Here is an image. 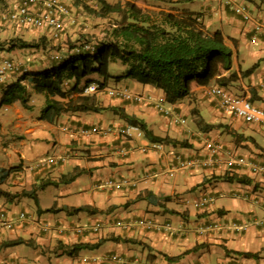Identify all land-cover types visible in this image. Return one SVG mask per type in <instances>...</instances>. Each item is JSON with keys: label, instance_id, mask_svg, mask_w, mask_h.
Instances as JSON below:
<instances>
[{"label": "crops", "instance_id": "crops-1", "mask_svg": "<svg viewBox=\"0 0 264 264\" xmlns=\"http://www.w3.org/2000/svg\"><path fill=\"white\" fill-rule=\"evenodd\" d=\"M156 1L168 10L199 13L207 30L220 31L232 52V61L230 70L218 69L219 74L227 77L234 73L236 78L228 83V88L264 108V36L251 40L249 21L236 15L226 0ZM4 2L9 3L0 0V5ZM236 2L246 6L251 18L264 20V0ZM11 33L8 28H0V41ZM256 63L252 74L241 76V71ZM31 67L22 69L45 68L49 63ZM111 82L150 99L139 104L96 95L98 105L116 108L142 121L154 135L183 141L189 148L168 144L161 151H153L146 149L149 142L143 138L124 139L113 134L83 137L75 132L76 127L126 124L110 110L64 114L47 123L37 120L41 106L36 115L30 116L24 114L19 103L8 106L14 113L11 122L15 123L16 132H20L11 134V139L20 141L2 148L8 151L9 164L0 163V167L8 169L25 159L31 160L26 150L29 142H37L45 143L39 152L45 159L36 154L35 164L50 160L52 165L32 170L30 174L36 175L35 179L38 175L55 181L75 169L82 173L69 184L42 190L48 191L46 206L41 202L42 192L37 194L39 209H62L60 212L38 214L36 207L26 210L22 207L24 198L10 203L0 201V207L9 213L24 211L29 216L22 227L13 231L0 226V243L23 241L17 246L0 248V264H220L242 253L256 254L257 261L264 264V170L250 174L246 169L229 167L237 155H261L264 165V130L221 112L205 97L204 87L194 83L188 97L164 105L185 121L174 125L154 105L155 100L163 97L161 91L131 79L116 82L109 79L106 83ZM195 119H201V126L210 128L198 127ZM211 141L220 142L234 156L221 155L211 162L205 148V143ZM178 157L195 158L197 163L181 168ZM40 159L44 160L37 161ZM36 165L28 166L27 173ZM232 174L248 177L249 183L223 180L224 175ZM109 181L115 186L107 185ZM12 189L6 191L14 193L17 187ZM204 193L211 197V202L204 209H196L193 202ZM77 207L89 211L71 214L66 211ZM141 218H148L156 230L135 226V221ZM117 222L127 226H118ZM96 224V232L74 231L76 226ZM208 225L212 227L210 231ZM78 243H99V246L81 250L74 257L63 255L58 247ZM113 254L120 261L107 258Z\"/></svg>", "mask_w": 264, "mask_h": 264}, {"label": "trees", "instance_id": "trees-1", "mask_svg": "<svg viewBox=\"0 0 264 264\" xmlns=\"http://www.w3.org/2000/svg\"><path fill=\"white\" fill-rule=\"evenodd\" d=\"M65 1V0H64ZM76 2L78 0H68ZM97 6L88 11L100 19L109 20L106 38L92 44L86 49L82 43L74 52L73 46L61 60H53L49 67H38L35 70H22L13 81L1 88L0 108L19 103L22 108L29 109L30 94L42 97V105L37 120L47 123L54 122L64 114L110 110L128 124L138 127L143 137L151 143L189 148L183 141L168 137H159L147 129L145 124L116 108L98 105L94 95H84L83 87L94 82L88 79L95 75L101 79L99 86L103 87L108 79L120 81L131 79L141 85H147L163 94L164 102L174 104L191 94V85L207 86L215 83L227 86L234 80L235 74L227 77L219 71H229L232 52L225 44L220 31H209L205 28L201 15L185 9L164 10L138 8L133 2L96 0ZM7 51L32 47L21 39H11L4 42ZM36 47V46H35ZM119 63L124 71L119 75H110L108 66ZM257 63L241 71L242 77L254 72ZM82 84V86H79ZM200 128L201 119H195ZM50 166L52 165L49 162ZM18 167L5 169L0 167V185L10 178ZM82 173L75 169L69 174L60 175L54 181L48 178H37L29 190L9 193L0 188V198L5 202H13L22 198L33 200L36 212L42 214L51 211L38 207L37 192L49 186L68 184ZM226 182L248 184V177L232 174L223 176ZM68 213L88 212L85 207L66 209ZM23 241L5 240L0 248H8L22 244ZM96 244L78 243L69 246L59 245L62 254L74 257L84 249H94ZM244 258H257L256 254L242 253ZM173 260V259H170Z\"/></svg>", "mask_w": 264, "mask_h": 264}, {"label": "built area", "instance_id": "built-area-1", "mask_svg": "<svg viewBox=\"0 0 264 264\" xmlns=\"http://www.w3.org/2000/svg\"><path fill=\"white\" fill-rule=\"evenodd\" d=\"M87 1V0H86ZM235 12L241 14L245 20L249 19L244 7H233ZM3 23L15 27L16 29H35L46 30L52 39H57L61 32L64 30L66 22L73 23L74 20L70 17V12L67 6L60 0H20V2L14 5L11 9H8L1 15ZM253 39L257 35H264V20L254 21L252 24ZM17 65L10 59H0V88L7 83V81L14 76L17 72ZM98 89L96 84H90L84 89V93H94ZM108 96L116 97L121 100L141 102L142 97L139 95L131 94L125 88L105 89ZM205 94L208 98L215 102L216 106L225 113L240 119L246 123L255 124L256 126L264 130V109L252 105L247 99L240 96L231 94L226 88L217 85L209 86L205 89ZM182 122L179 119H173V122ZM76 132L83 137L90 135H107L114 133L115 135L130 138L132 136L140 137L141 133L137 127L126 125L121 127H79ZM152 149L158 150L161 147L159 145H152ZM206 148L209 151L210 156L226 155L230 156V153L225 150L221 144L208 142ZM196 164V161L181 162L180 167H191ZM231 166L246 167L252 173H258L263 171L264 167L259 163L238 157L233 162H229ZM107 185H113L112 181H109ZM209 202L207 196H202L198 201L194 203L195 207H204ZM24 213H19L16 219L7 218L3 211L0 210V219L2 225L6 229H11L16 222L24 220ZM138 225L148 229H154L155 226L146 220H139ZM96 226L94 227V230ZM112 259H117L116 256H112ZM233 260H230V262ZM230 264V263H221Z\"/></svg>", "mask_w": 264, "mask_h": 264}, {"label": "rangeland", "instance_id": "rangeland-1", "mask_svg": "<svg viewBox=\"0 0 264 264\" xmlns=\"http://www.w3.org/2000/svg\"><path fill=\"white\" fill-rule=\"evenodd\" d=\"M10 1V0H5ZM109 3H115L116 1L120 2H133L134 5L138 8H145V9H164L168 10L166 8L167 6L164 5H157L158 2L156 0H106ZM159 1V0H158ZM161 2V1H160ZM68 6L70 7L73 17L75 19V23L72 25H68L63 34L62 38L56 42H53L52 40H48V38L45 36L46 34L42 32L32 31L28 29H20V30H11L12 33L10 36H8L4 41H0V57H7L12 59L16 64H18L19 67L26 68L33 65H40V64H48L54 60V56H58L61 54L66 53L69 51L74 45L78 46L82 43H86V41L89 42V45H94L96 43L101 42L106 38V33L109 25V20L107 19H100L98 17H95L88 13L89 10L92 8L88 5H85L82 1L78 0L76 2H70L66 1ZM13 2H4L0 5V13L6 10L10 5H12ZM93 6H96V4H93ZM1 29H4L3 27H0ZM6 29V28H5ZM11 39H21L22 41H25L32 45V47L24 48V49H14L12 50V53L9 55V51L6 50L4 42L11 40ZM92 44H91V43ZM87 44V43H86ZM36 46V47H35ZM31 67V68H32ZM124 71V67L121 66L119 63L110 64L108 66V73L111 75H119L122 74ZM88 79L91 80H97L101 81L97 76L92 75ZM108 85V84H107ZM79 86H82L80 84ZM108 86H113V82L110 83ZM1 93V90H0ZM98 96L104 95V94H97ZM32 95L30 94V99L28 102L29 109H24V114L26 116L30 115H36L38 113V110L40 106L42 105V97L39 95ZM96 96V95H95ZM19 107H22L20 104H18ZM14 116L13 110L8 109H0V163H3L4 165H8V151H3L2 148L6 147L7 144L10 142L13 143H19V139H15L12 141L11 134H18L20 135V132H16V127H14V124L12 121ZM16 138V137H15ZM26 142L28 143V140L26 139ZM45 146V143H37V142H29L27 150H26V156L29 157L31 160H23L20 161L19 164H16L15 167H18L17 172H14L10 176L8 180H6L2 186L1 189L3 190H13L12 188L17 187L16 191L19 192L21 190H29L32 186L31 182L33 180H36L39 178L37 175V178L35 179L36 175L32 176L30 174L32 171L29 170L27 173L28 166L36 165L34 156L36 154H40L39 158H44L45 155L42 153H39L42 151L41 148ZM38 147V148H34ZM9 150V149H8ZM45 159V158H44ZM44 159H40L37 161H42ZM23 163V165L21 164ZM15 164V163H12ZM21 164V165H20ZM39 164V163H38ZM14 166V165H13ZM32 167V166H31ZM34 167V166H33ZM34 171V170H33ZM44 171V170H43ZM30 174V175H29ZM15 180V181H14ZM56 181V180H55ZM69 184V183H68ZM62 184H58L56 186H59ZM56 186H49L47 189H53ZM46 189V188H45ZM52 191V190H51ZM9 193H13L8 191ZM42 192V190L38 191V193ZM48 191L41 193V202L43 205H48L49 201H47V195ZM26 199L24 203H22V207L26 210H32L35 208V204L33 200ZM0 201H4L3 199H0ZM20 208V205L18 206ZM22 208V209H23ZM48 210V209H47ZM49 212H45V214H51L55 212H60L62 209H51ZM18 212H16L17 214ZM28 215V214H27ZM29 217V216H27ZM146 219V218H141ZM242 262L248 264L252 263L253 261L248 259H241Z\"/></svg>", "mask_w": 264, "mask_h": 264}, {"label": "clouds", "instance_id": "clouds-1", "mask_svg": "<svg viewBox=\"0 0 264 264\" xmlns=\"http://www.w3.org/2000/svg\"><path fill=\"white\" fill-rule=\"evenodd\" d=\"M61 2H63L66 6H67V8L69 9V12H70V17L74 20V22L73 23H75V19H74V17H73V14H72V11H71V9H70V7L68 6V4L66 3V0L64 1V0H60ZM80 1H82L85 5H88V6H90L91 8H95L96 6H97V1L96 0H80ZM20 2V0H17V1H13V4L12 5H10L6 10H4L3 12H1L0 13V27H3L4 29L5 28H8V29H10V30H20V29H16L15 27H13V26H10V25H8V24H5V23H3V21L1 20V15L3 14V13H5L8 9H11L14 5H16V4H18ZM93 4H96V6H93ZM226 4L230 7V9L236 14V15H238V16H240L241 17V19L243 20V21H249L250 23H251V25H250V29H249V33H251V40H255L256 38H258L259 36H264V35H257L254 39H253V33H252V30H251V28H252V24H253V22L254 21H262V19H253V18H251L250 17V14H249V12L247 11V8H246V6L244 5V4H241V3H238V2H236V0H226ZM234 6H237V7H244L245 8V10H246V12H247V14L249 15V19L248 20H245V19H243L242 18V16H241V14H238V13H236L235 12V10H234ZM73 23H68V22H66V24H65V27H64V30H65V28L68 26V25H72ZM23 30H24V28H22ZM28 30H32V31H37V32H44L45 34H46V37L48 38V40H52L53 42H56V41H58V40H60L61 38H62V34H63V32H64V30L61 32V34L58 36V38L57 39H52L50 36H49V34H48V32L46 31V30H33V29H28ZM84 44V43H83ZM81 45V44H80ZM80 45H78V46H75V48L73 49V51L74 52H76L77 51V48L80 46ZM85 45V44H84ZM91 45H89V44H86V46H85V48L86 49H88L89 47H90ZM65 54V53H64ZM62 55V54H61ZM61 55H56V56H54V60H61L62 58H64L63 56H61ZM3 58H7V57H0V59H3ZM7 59H10V58H7ZM12 62H14L12 59H10ZM15 63V62H14ZM16 64V63H15ZM17 65V72L14 74V76L12 77V78H10L8 81H7V83L8 82H10V81H13V80H15L20 74H21V72H22V67H19L18 66V64H16ZM25 71V70H24ZM111 75V74H110ZM109 80V79H108ZM112 80V79H111ZM94 82H91V83H89V84H87L85 87H83V94L84 95H97V94H104V95H106L107 97H109V98H114V99H118V98H116V97H111V96H108L107 95V93H106V91H105V89H114V88H125V89H127L131 94H134V95H139V96H141L142 97V101L141 102H135V101H128V100H121V99H119V100H121V101H127V102H133V103H139V104H143L144 103V101L146 100V99H150V97L149 96H143L142 94H138V93H133V92H131L127 87H120V86H117V85H114L113 84V86H108L107 85V81L105 82V84H104V86L103 87H100L99 86V83H100V81H97V80H93ZM112 81H114V80H112ZM116 82V81H115ZM6 83V84H7ZM6 84H4V85H6ZM90 84H96L97 85V87H98V89H97V91L96 92H94V93H84V89L86 88V87H88V85H90ZM3 85V86H4ZM214 85H217V86H220V87H224V88H226L231 94H233V95H236V96H240V97H242V98H245L244 96H241V95H237V94H235V93H233L229 88H228V86H221V85H218V84H215V83H212V84H209V85H207V86H203L204 87V95H205V97L207 98V99H209L210 101H211V103H213L214 105H215V107L217 108V109H219L217 106H216V104H215V102L214 101H212L210 98H208L207 96H206V94H205V89L207 88V87H209V86H214ZM2 86V87H3ZM1 87V88H2ZM1 88H0V90H1ZM33 94V93H32ZM245 99H247V98H245ZM252 105H254L249 99H247ZM165 104H167V103H165L164 102V99H163V97H161V98H159L158 100H155V103H154V105H155V107H156V110L158 111V113H160L163 117H165V118H167L172 124H174V125H182V124H184V119L182 118V117H180V116H178L174 111H172V110H167L166 108H164V105ZM254 106H256V105H254ZM257 107H259V106H257ZM2 109L4 108V109H7L8 108V106H3V107H1ZM0 108V109H1ZM261 108V107H260ZM262 109H264V108H262ZM220 110V109H219ZM221 112H223V113H225L224 111H222V110H220ZM227 114V113H226ZM229 115V114H228ZM231 116V115H230ZM233 117V116H232ZM179 119V120H182V122H173V119ZM235 118V117H234ZM240 120V119H239ZM242 121V120H241ZM244 122V121H243ZM244 123H246V122H244ZM247 124H250V123H247ZM126 125H130V124H128L127 122H126V124H124V125H122V126H126ZM251 125H255V124H251ZM130 126H133V125H130ZM256 126V125H255ZM90 127H101V126H90ZM105 127V126H104ZM104 127H102V128H104ZM106 127H121L120 125L119 126H113V125H109V126H106ZM134 127H136V126H134ZM258 127V126H257ZM77 128H79V127H76L75 128V132H76V129ZM84 128H89V127H84ZM138 128V127H137ZM260 128V127H259ZM261 130H263L262 128H260ZM139 130V129H138ZM139 132L141 133V136L140 137H137V138H143V139H145L144 137H143V134H142V132L139 130ZM109 134H113V135H115L114 133H109ZM108 135V134H107ZM102 136V135H101ZM103 136H105V135H103ZM115 136H117V137H120L121 138V136H118V135H115ZM88 137V136H87ZM134 137H136L135 135L134 136H132V137H130V138H124V137H122V138H124V139H132V138H134ZM149 142V141H148ZM211 142H213V143H219V144H221L220 142H214V141H211ZM206 143H208V142H206ZM206 143H205V148H206ZM152 145H159L161 148L160 149H158V150H155V149H152ZM163 145L164 144H160V143H151V142H149L148 143V145H147V148L146 149H150V150H153V151H161L162 150V148H163ZM222 145V144H221ZM222 147L225 149V150H227L229 153H230V157L233 155L232 154V152H231V150H229L228 148H226L224 145H222ZM206 150H207V152H208V156H209V159L210 160H213V161H211V162H215V160H216V158L218 157V156H210L209 155V151H208V149L206 148ZM221 156V155H220ZM223 156V155H222ZM234 156V155H233ZM238 157H243V156H239V155H237V156H235V158L237 159ZM243 158H245V159H248V160H252V161H255V162H257V163H259L261 166H263L264 167V165H263V163H262V161H260V160H262L261 158H263L261 155H259L258 157H243ZM257 158H259V159H257ZM187 161H196V163H197V159H190V158H183V159H181V158H179L178 157V159H177V162H178V166L180 167V163L181 162H187ZM49 162H51L50 160H48V162L46 161H44L43 163H39V164H37L36 166H34L32 169H31V171L32 170H38L39 168H41V167H43V166H45V168H47L46 167V165L49 163ZM213 164V163H212ZM211 164V165H212ZM195 165V164H194ZM192 167V166H191ZM229 167H231L232 169L234 168V169H236V168H243V169H246L250 174H257V173H252V172H250L249 171V169L248 168H246V167H239V166H230L229 165ZM11 168V167H10ZM184 168H189V167H184ZM9 169V168H8ZM36 170V171H37ZM264 170V169H263ZM17 172V171H16ZM261 172H263V171H261ZM261 172H258V173H261ZM202 196H207L208 198H209V202L204 206V207H202V208H200V207H195L194 206V203L196 202V201H198ZM1 199V198H0ZM211 202V197L207 194V193H204V194H202L198 199H196L194 202H193V206L196 208V209H204L209 203ZM0 210L1 211H3L4 212V214H5V216L7 217V218H13V219H16L17 218V216H18V214L19 213H24V215H25V218H24V220H22V221H20V222H16L14 225H13V227L11 228V229H6L3 225H2V223H1V219H0V226L2 227V228H4L5 230H7V231H13V230H15V229H17V228H20V227H22L23 225H24V222L26 221V219H27V213L26 212H24V211H19L17 214L16 213H9L6 209H4V208H2V207H0ZM139 220H148V221H150L148 218H146V219H138L137 221H135V226H137V227H140L141 229H147V230H156V226H155V228L154 229H148V228H144V227H141L140 225H138V221ZM118 226H121V227H126L127 225H125V224H123V223H121V222H117L116 223ZM96 226V229L94 230V227ZM206 228L208 229V231H210L211 230V225H208V226H206ZM74 231H75V233H81V232H85V231H89V232H96L97 231V224L96 225H93V226H89V227H84V226H76V227H74ZM112 256H116L117 257V259H112ZM107 258L108 259H110V260H112V261H115V262H117V261H120V258H119V256L118 255H115V254H113V255H108L107 256ZM244 257L243 256H241V255H236V257H231V259H229V260H227V261H223V262H221V263H236V262H238L237 264H246V263H244V262H242V260L241 259H243ZM244 259H246V260H248V259H251L253 262L252 263H248V264H260V262H258L257 260V258H244ZM87 260L88 259H86V262H87ZM230 260H233V261H231L230 262ZM83 261H85V260H83ZM240 262V263H239ZM220 263V264H221Z\"/></svg>", "mask_w": 264, "mask_h": 264}]
</instances>
